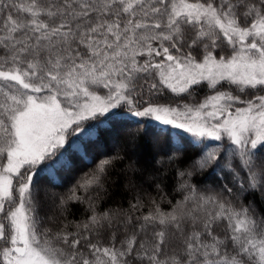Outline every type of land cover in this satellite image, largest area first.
Masks as SVG:
<instances>
[{"label": "snow or ice", "instance_id": "1", "mask_svg": "<svg viewBox=\"0 0 264 264\" xmlns=\"http://www.w3.org/2000/svg\"><path fill=\"white\" fill-rule=\"evenodd\" d=\"M128 117L195 149L179 198L129 163L127 206L101 207L117 155L59 201L83 207L73 230L42 228L40 165L70 167V137ZM0 264H264V0H0Z\"/></svg>", "mask_w": 264, "mask_h": 264}, {"label": "trees", "instance_id": "2", "mask_svg": "<svg viewBox=\"0 0 264 264\" xmlns=\"http://www.w3.org/2000/svg\"><path fill=\"white\" fill-rule=\"evenodd\" d=\"M208 94L207 89L196 92L195 99L184 97H174L168 94V98L175 102L182 100L185 103H197ZM99 124V120L89 122ZM88 125H86L87 127ZM158 124L145 125L144 122L138 124V118L128 117L121 121L105 125L97 135L87 139L80 136L70 137L72 140H79L83 145V152L86 155L70 153V167L58 166L55 170L47 168V165L55 162L46 161L37 169V175L34 177V196L39 208L41 227H47L52 231H58L65 225L66 230H73V225L80 223L85 218L83 207L80 205H70L69 213L61 214L58 203L62 198H66L70 190L76 185L85 174L90 173L104 158L123 156V161H118L115 168L110 172L108 186L112 191V196L105 200L101 207L109 204H118L121 202L127 206V199L131 193L123 187L127 182V173L125 169L129 163H133L138 171L135 173V181L138 188L151 191L149 185L162 180L165 190L169 193V198L179 194L174 191L175 179L173 172L176 167H187L190 157L195 154V149L187 146L185 154L176 152V146L180 143L179 130L166 128L161 131ZM179 135H184L179 133ZM187 145L186 140L183 142ZM67 147V146H66ZM61 151H64L63 149ZM175 153L173 163H169L168 156ZM83 156V158H82ZM158 161H163L159 163ZM41 169H46L41 171ZM193 182L198 188H217V177L201 172L193 176ZM153 195L155 193L153 192ZM167 208V205H163ZM106 238V236H105Z\"/></svg>", "mask_w": 264, "mask_h": 264}, {"label": "rangeland", "instance_id": "3", "mask_svg": "<svg viewBox=\"0 0 264 264\" xmlns=\"http://www.w3.org/2000/svg\"><path fill=\"white\" fill-rule=\"evenodd\" d=\"M69 142H70V139H69ZM67 146V145H66Z\"/></svg>", "mask_w": 264, "mask_h": 264}]
</instances>
